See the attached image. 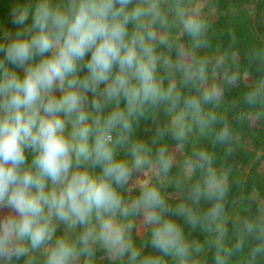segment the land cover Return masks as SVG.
Here are the masks:
<instances>
[{
  "label": "clouds",
  "instance_id": "1",
  "mask_svg": "<svg viewBox=\"0 0 264 264\" xmlns=\"http://www.w3.org/2000/svg\"><path fill=\"white\" fill-rule=\"evenodd\" d=\"M8 24L0 25V264H200L205 244L186 228L214 236L212 264H233L249 239L242 264L264 261V200L253 194L258 211L227 243L230 170L206 148L185 155L194 135L232 142L215 109L241 78L227 53L197 54L210 27L198 5L15 0ZM256 54L264 58V47ZM250 84L244 103L264 108V80ZM161 111L168 125L151 144L140 139L141 122L156 123ZM165 135L174 149H154ZM134 231L145 233L139 244Z\"/></svg>",
  "mask_w": 264,
  "mask_h": 264
},
{
  "label": "trees",
  "instance_id": "2",
  "mask_svg": "<svg viewBox=\"0 0 264 264\" xmlns=\"http://www.w3.org/2000/svg\"><path fill=\"white\" fill-rule=\"evenodd\" d=\"M14 2L0 0V25L11 27L8 17ZM191 5H198L202 9L203 17L210 25L207 37L209 46L199 49L197 54L214 60L227 53L229 64L241 74L235 86H225L223 103L215 109L231 125L234 133L232 142L227 145L216 144L215 133L211 131L203 137L194 135L185 147V155L190 154L192 147L208 149L215 154L217 166L230 170L226 227L227 243L231 244L236 239L235 229L242 217L258 211L253 194H258L264 200V108L250 107L243 100L251 87L250 81L264 80V58L256 54L258 49L264 47V0H191ZM174 38L185 46L189 44L188 37L182 33L175 32ZM169 119L161 111L157 114L156 123L151 119L142 121L137 136L151 144L157 135V127H166ZM160 144H167L170 149L175 147L170 135L161 137L153 148ZM182 159V156L178 157V160ZM177 171L174 167L173 173ZM167 196L170 201L177 199L173 188L167 190ZM186 232L190 239L205 244V253L199 257L200 264H212L214 236L199 229L189 231L186 228ZM133 235L138 244L145 239L143 231H134ZM255 243V240L249 239L244 252L233 257V264H242L248 249ZM143 251L150 253L152 250L144 248ZM19 264H23V261ZM101 264L107 262L102 260ZM260 264H264V261Z\"/></svg>",
  "mask_w": 264,
  "mask_h": 264
}]
</instances>
